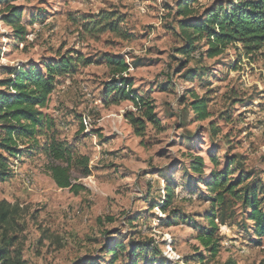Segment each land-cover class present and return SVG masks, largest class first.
Here are the masks:
<instances>
[{"label": "rangeland", "instance_id": "374dc122", "mask_svg": "<svg viewBox=\"0 0 264 264\" xmlns=\"http://www.w3.org/2000/svg\"><path fill=\"white\" fill-rule=\"evenodd\" d=\"M179 1L0 0V80L5 68L39 66L57 55L90 62L57 79L45 111L55 121L58 142L70 147L77 193L55 185L47 170L59 163L41 152L11 158V176L0 184V199L20 209L10 252L19 251L25 264H110L106 252L113 244L124 247L114 264L133 263L131 246H140L136 264H260L264 259V238L256 246L241 205L227 197L221 210L204 184L210 171H221L227 158L236 157L229 180L241 176L240 188L254 184L264 198V49L252 58L229 47L208 58L203 47L185 58L177 52L184 44L181 19L174 15ZM214 1L199 0L203 6ZM11 7L20 13L13 19L22 28L20 39L2 21ZM103 16L115 32L100 31L102 21L93 27L99 31L83 29ZM117 56L129 65L132 91L155 106L159 125L144 121L140 136L126 119L135 112L132 104L103 99L112 80L103 59ZM195 98L206 102L207 119L198 121L192 113ZM197 157L204 162L201 177L189 170ZM83 158L86 168L80 165ZM171 180L174 193L163 210ZM190 181L191 189L185 187ZM212 217L215 255L197 239ZM146 244L160 255L145 254ZM169 246L171 257L179 259L169 258Z\"/></svg>", "mask_w": 264, "mask_h": 264}, {"label": "trees", "instance_id": "16d2710c", "mask_svg": "<svg viewBox=\"0 0 264 264\" xmlns=\"http://www.w3.org/2000/svg\"><path fill=\"white\" fill-rule=\"evenodd\" d=\"M13 1L15 0H4L7 4ZM19 15L17 9L11 7L7 14L2 16V21L16 31L18 39L23 35L22 28L15 27L16 22L13 19H17ZM174 15L181 19L177 24L184 41L177 52L187 59L203 47L205 48L203 55L208 58L221 55L229 47H239L237 49L244 55L252 58L264 49V0H215L209 6H203L199 0H180L175 7ZM109 20L111 19L108 16H103L102 20H91L82 27L87 33L99 29L115 32V25L106 23ZM101 21L105 23L103 26L98 30L93 28L100 25ZM76 57L73 59L68 53L57 55L56 59L42 62L39 66L22 64L5 68L6 77L0 80V184L11 176L9 161L11 158L20 160L32 152H41L59 163L49 164L47 170L55 185L60 189H69L77 193L78 186L73 185L70 179V171L73 169L70 147L58 142L55 137V121L45 112L50 95L56 88L57 79L73 74L78 63L82 66L90 63L88 60H81L78 55ZM103 60L112 78L105 87L104 102L112 105L123 101L130 102L135 112L126 114V119L139 136L144 131V121L158 126L159 121L154 113L155 106L152 101L132 91L133 83L126 76L129 65L124 58L106 57ZM189 107L198 121L209 117L204 100L195 98ZM213 133L215 135L217 132ZM209 161L216 166L215 158L211 157ZM235 162L236 157L227 158L223 169L210 171L204 184L209 192L215 193L212 201L217 207H221V210L227 197L241 205L243 214H246V221L251 223L250 230L255 244L261 246L264 238V198H259L257 186L254 184L240 188L243 184L241 176L236 180H229V176L232 175L231 167ZM87 164V159L80 160V165L85 168ZM189 170L201 177L204 170L203 159L200 157L192 159ZM175 185L171 180L167 188L168 199L162 205L163 210L170 202ZM185 185L191 189V181ZM19 217L18 206L0 199V264H25L19 251H15L14 255L10 252L16 242V238L10 234L18 226ZM214 222L215 218L212 217L208 231L204 230L197 236L201 247L211 252V255L218 251V242L213 238L217 230ZM139 247H130L129 258L134 256L130 258L132 264L140 261V258H135ZM143 249L145 254L152 253L154 257L160 255L159 250L153 245L146 244ZM123 250L124 247L120 244H113L107 248L106 254L110 256V264L115 263L117 252ZM196 260L202 262L204 257L198 255ZM260 264H264V259Z\"/></svg>", "mask_w": 264, "mask_h": 264}, {"label": "built area", "instance_id": "2783aa9c", "mask_svg": "<svg viewBox=\"0 0 264 264\" xmlns=\"http://www.w3.org/2000/svg\"><path fill=\"white\" fill-rule=\"evenodd\" d=\"M168 253H170V256H169V258L170 259H172V260H177V259H179L178 257H176V258H172L171 256L173 255L174 256V254L172 253V249L170 248V246H169V248H168ZM244 253V250H241L240 251V254H243ZM180 264H183L182 262L180 263Z\"/></svg>", "mask_w": 264, "mask_h": 264}]
</instances>
